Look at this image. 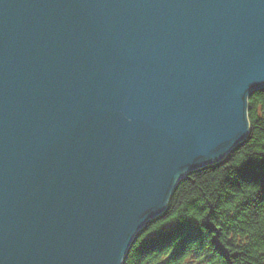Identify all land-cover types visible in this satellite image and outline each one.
Masks as SVG:
<instances>
[{
  "label": "water",
  "instance_id": "obj_1",
  "mask_svg": "<svg viewBox=\"0 0 264 264\" xmlns=\"http://www.w3.org/2000/svg\"><path fill=\"white\" fill-rule=\"evenodd\" d=\"M261 89L264 0H0V264H123Z\"/></svg>",
  "mask_w": 264,
  "mask_h": 264
},
{
  "label": "trees",
  "instance_id": "obj_2",
  "mask_svg": "<svg viewBox=\"0 0 264 264\" xmlns=\"http://www.w3.org/2000/svg\"><path fill=\"white\" fill-rule=\"evenodd\" d=\"M248 105L246 140L178 183L123 264H264V89Z\"/></svg>",
  "mask_w": 264,
  "mask_h": 264
}]
</instances>
